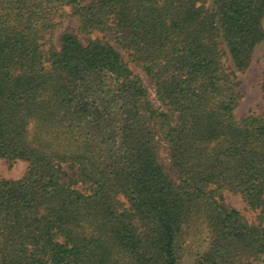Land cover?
Returning <instances> with one entry per match:
<instances>
[{
	"label": "trees",
	"instance_id": "1",
	"mask_svg": "<svg viewBox=\"0 0 264 264\" xmlns=\"http://www.w3.org/2000/svg\"><path fill=\"white\" fill-rule=\"evenodd\" d=\"M68 9L101 37L57 49ZM263 18L264 0H0V160L27 164L0 180V264H179L193 226L194 264H264V115L235 117L225 65L248 66Z\"/></svg>",
	"mask_w": 264,
	"mask_h": 264
},
{
	"label": "rangeland",
	"instance_id": "2",
	"mask_svg": "<svg viewBox=\"0 0 264 264\" xmlns=\"http://www.w3.org/2000/svg\"><path fill=\"white\" fill-rule=\"evenodd\" d=\"M262 30L264 33V18L262 20ZM67 34L75 35L81 44H86L91 38L101 37V35L97 33L92 36L81 34L78 31V18L73 15L72 11L69 9L66 10V16L63 24L54 37V44L57 49H59L61 45L63 36ZM121 53L123 54V52ZM225 65L235 73L236 82L238 84L237 90L241 95L239 105L234 111L235 117L240 119L247 117L248 115H264V100L261 92V79L264 71V38L262 42L255 47L251 54L249 64L243 71H236L229 58L226 59ZM131 70L134 75L141 79L143 86L147 90L148 99L153 107L160 111H166V108L163 107L155 98L154 83L148 79L140 69L134 67L133 65H131ZM158 158L165 172L172 176L169 169L170 166L167 150L164 145H160L158 148ZM26 169L27 164L25 162L16 161L14 163H9L7 161L0 160V180H20L24 176ZM68 173L71 174L70 172ZM223 197L225 203L237 210L249 223L255 224L258 222L259 211L248 209L240 196L224 192ZM206 241V232L200 227L193 226L183 238L182 255L179 264H194L196 257L205 247Z\"/></svg>",
	"mask_w": 264,
	"mask_h": 264
}]
</instances>
